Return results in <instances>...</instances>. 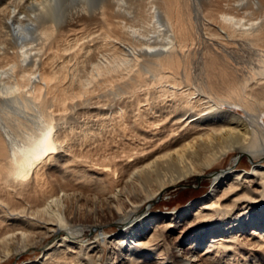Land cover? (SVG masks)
I'll return each mask as SVG.
<instances>
[{"label":"bare ground","instance_id":"1","mask_svg":"<svg viewBox=\"0 0 264 264\" xmlns=\"http://www.w3.org/2000/svg\"><path fill=\"white\" fill-rule=\"evenodd\" d=\"M243 1L0 0V263L264 264V0ZM230 155L207 193L147 212Z\"/></svg>","mask_w":264,"mask_h":264},{"label":"rangeland","instance_id":"2","mask_svg":"<svg viewBox=\"0 0 264 264\" xmlns=\"http://www.w3.org/2000/svg\"><path fill=\"white\" fill-rule=\"evenodd\" d=\"M101 1H103V0H93V2H92L93 4H92L90 2V0H87L88 4L89 5L91 4L90 5L91 7H94V5H96V4L99 5V3H101ZM200 3H201L200 6L202 8V9L200 8V11H202L204 14H206L205 11L214 12V10H215V13H217V12L221 13L222 11L230 10V9H231V11H233V7L234 8L236 6L245 7L244 4L246 3V1H243V0H230V1L229 0H215V1L214 0H205V1L201 0ZM227 3H229V4H227ZM239 4L242 6H240ZM207 5H209V7H207ZM212 5H213V7H212ZM115 9L117 10V7H115ZM196 9H198L197 6H196ZM209 9H211V10H209ZM240 10L243 11L244 8H241ZM28 12L31 13L30 11H28ZM209 12H207V14ZM121 13L122 12L115 13L116 16H115L114 20H116V21H123L124 20L123 22H127L129 18L131 19L130 13H128V15H126V16L124 15V14H127L126 12L122 13L123 15ZM86 14L90 15L88 12ZM119 15H121V16H119ZM121 17H124L125 19H122ZM76 27L79 29L80 35H82L81 31L83 32L84 35H86L85 32L89 31V32H93L92 34L89 35V39H93V38L96 39L95 35L97 36L98 34L101 33L100 32L101 30L102 31L104 30L105 23L102 20H94L88 25L81 24V25H78ZM125 30H127V28H125ZM91 35L92 36L94 35V36L92 37ZM86 39H88V37ZM94 43H95V41H93V40L90 41V44H94ZM61 55H62V57H61L62 59L60 58L61 61L59 60V62H66L69 59L68 61L71 62V64H75L78 62L77 59H79L80 64L78 65L77 68H80V71L82 70L81 67H82V65H83L82 63L84 61L91 60L89 62L95 63L94 61H97L99 59V58H95L96 60L95 59L93 60V58H86V60H85L84 58L83 59L82 58H64L66 56V54L62 53ZM67 56L69 57L70 55H67ZM47 60H50V59L47 58ZM81 60H82V63H81ZM49 62H51V60ZM52 62H53V60H52ZM33 67H34V65H33ZM96 101H97V99L95 98V100H93V103L98 104V103H96ZM101 103L102 102H100L99 104H101ZM89 105L90 104H87L86 107L81 108V111L78 109L77 113H75L77 116V119H76L77 121L76 122L74 121L73 124H77V122H79L80 120L82 121L85 119L93 118V116L95 117V114L98 113V110L96 109L97 105L96 106L91 105V108H88V107H90ZM85 113H89V114H85ZM86 115H88V117ZM78 116H79V118H78ZM96 154H97V152H96ZM96 154H95V156H93V160L97 159V161H100L101 159H98L96 157L98 154L97 155ZM233 159H234V155H230L228 157H225L217 165L209 168L207 173H209L210 171L216 172V171H220L224 168H227L230 165V163L233 161ZM237 162H238L237 166H235V167L238 169H246V170L248 169L249 170L252 167V164H251L249 157L241 156L240 159L239 158L237 159ZM260 162L264 163V159H263V161L261 160ZM210 188H211V177L209 174L204 176L202 179H196L195 177L191 176L188 179L184 180L178 186L168 189L162 195L161 199H159L158 201H155L151 206L147 207L146 210H147V212L158 213V214L175 213L178 210H180L184 205H186L190 200L198 198V197L204 195L205 193H207L210 190ZM120 230H121V228L118 224L114 223L113 221H109V222L103 223L102 226H98L95 229H90V228L85 229L84 235L82 238L85 241L86 240L92 241V240H95L96 236L102 235V233L107 232V234L109 236L111 234L119 232ZM100 242H101V240H100ZM49 244L51 245L52 242H50ZM103 245H104L105 249L108 248V244L104 243ZM42 253H43V251L41 249H38V248L31 249L28 252L21 254L20 256L14 257V258L10 259L9 261H5V262L0 263V264H24V263L29 262V261H34V260L40 259L42 256Z\"/></svg>","mask_w":264,"mask_h":264},{"label":"water","instance_id":"3","mask_svg":"<svg viewBox=\"0 0 264 264\" xmlns=\"http://www.w3.org/2000/svg\"><path fill=\"white\" fill-rule=\"evenodd\" d=\"M213 171H210L208 174L212 173ZM187 185V184H186Z\"/></svg>","mask_w":264,"mask_h":264}]
</instances>
